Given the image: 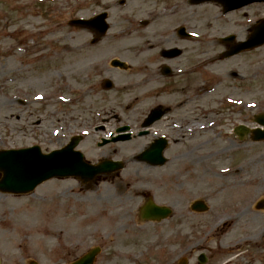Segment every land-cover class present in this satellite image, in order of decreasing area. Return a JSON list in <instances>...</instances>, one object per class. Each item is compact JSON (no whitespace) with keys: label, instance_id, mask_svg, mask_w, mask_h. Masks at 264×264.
<instances>
[{"label":"rangeland","instance_id":"1","mask_svg":"<svg viewBox=\"0 0 264 264\" xmlns=\"http://www.w3.org/2000/svg\"><path fill=\"white\" fill-rule=\"evenodd\" d=\"M55 1V10L46 8L45 3L22 12L20 0H0V149L38 145L43 152H49L57 148L72 134L69 130L74 129H66V133L60 129L59 134L53 137L54 126L68 120L71 112L74 118L89 116L85 120L98 126L97 131L92 132L80 146L82 150L91 151L87 158L93 161L104 156L121 158L127 161L128 169H141L139 178L145 177L149 173L144 170L149 167L136 164L132 157L148 142L149 137L101 148L96 147V142L98 135L104 136L102 133L113 129L118 122L129 120L135 126L139 125L149 106L163 104L170 108L167 120L175 122L171 135L173 143L166 151L171 162L160 168L159 173L172 172V194L182 190L188 199L206 197L209 210L202 216V222L206 224L207 231L212 229L226 234L229 224L240 211L232 208L228 213L227 210L220 212V209L227 208L229 202L234 203V175L239 172L242 174L240 178H244L247 170L253 173L255 169L264 168V142L242 146L234 142L230 134L235 124L231 111L234 112V121L247 113L264 112V45L229 60H219L216 56L224 47L216 41L229 34H234L238 40L244 39L246 23L264 15V7L249 9L246 13L242 10L222 14L215 4L192 6L187 0H125L123 5L118 4L120 0ZM31 3L33 0H26L24 6ZM104 9L109 12L110 27L105 38L93 47H88V33L72 30L65 24L69 18L89 17ZM47 11L52 13L48 17ZM5 12L14 13L10 14V20L4 17ZM51 18L57 20V26H52L55 22L49 21ZM142 20L148 21V27L139 25ZM165 22L168 24L165 25ZM165 26L169 37L164 32ZM178 26H184L196 35L195 39H179L175 34ZM44 28L46 39L43 35L40 41L57 42V51L53 45H39L38 41L35 42L37 51L32 48L34 38L28 33L35 34ZM15 30L21 32L7 37V33ZM20 38L26 40L31 51L29 49L24 53V47L15 49ZM113 57L133 65L132 71L109 70L107 62ZM163 62L173 71L168 77H162L153 70ZM95 67L99 68V73L94 77ZM84 70L89 73V81L109 77L115 87L95 93L89 104L81 106L85 111L75 112V103L67 105L70 94H67L66 87L77 73ZM182 73L187 74L178 75ZM201 79L204 84L200 83ZM155 80L166 85L147 90V83ZM215 80L218 85L212 98L204 95L200 99L198 96L203 93L200 90L193 92L197 86L205 88L216 84ZM185 89L189 90L182 94ZM128 105L134 110L128 109ZM195 105L214 112L212 115L202 114ZM113 106L119 111L120 107L127 110L113 117L112 111H108ZM93 110L97 111L91 113ZM211 118L218 122H213L214 129L209 131L204 124ZM189 127L194 128L190 130ZM173 153H180V159H172ZM178 169L181 172L180 186L176 185L177 179L173 175ZM247 185L252 188L249 187L251 193L256 189L249 183ZM90 188L85 192L76 188L73 181L53 179L22 197L0 194V254L5 257L31 254L40 257V260L46 256L51 260L54 236L61 237L60 233L64 232V240L61 237L59 241L63 242L62 248H66L67 233L75 231L83 221L91 218L95 221L81 226L90 233L91 243L99 233L105 236L103 239L117 238L106 246L102 254L108 257V253L116 252L120 256L112 258L109 264H164L167 260L163 247L164 224L137 226L131 212V218L124 223L105 217L96 220L106 194V185ZM159 193L160 199L156 202L162 203L165 192L161 190ZM257 194L258 189L251 199ZM83 206L84 213L81 211ZM130 206L134 210L139 204L135 199ZM221 220L225 222L222 227H217ZM119 227L129 229V236L124 237L117 229ZM144 236L149 238L143 240ZM217 240L202 235L201 243L214 247ZM154 244L153 250L147 249ZM71 253V249L60 251L57 259L64 260ZM132 255L135 256L134 262L125 260Z\"/></svg>","mask_w":264,"mask_h":264},{"label":"flooded vegetation","instance_id":"2","mask_svg":"<svg viewBox=\"0 0 264 264\" xmlns=\"http://www.w3.org/2000/svg\"><path fill=\"white\" fill-rule=\"evenodd\" d=\"M264 4L254 3L247 7L251 8H262ZM249 26V25H248ZM247 26L245 35L248 34L249 27ZM164 117L166 116L163 111ZM68 126V125H66ZM65 126V127H66ZM74 127H79L78 124L72 125ZM169 126L164 124L160 126L159 123L155 124L151 130L165 132L168 131ZM78 129H74V131ZM70 131V130H69ZM156 137V136H155ZM179 157V155H175ZM153 169L149 173L151 178L146 181H154L161 179V176L157 175ZM260 173H248L246 177L247 183L259 187L261 189V194L259 198L264 197V168L259 170ZM168 179L171 178L172 172H168ZM174 177L177 179V186H180L179 180L181 178L180 170L173 172ZM136 182H142L143 179L139 178L135 180ZM97 182H106L113 185L112 189L105 191V211L110 214H114L115 221L124 223L130 218V201L134 199H146L150 197V193L145 189V185H140L143 190L130 191L128 189L127 178L126 181L121 176L97 179ZM96 182V183H97ZM172 183L166 185L165 190V204L169 206L171 210V217L166 220L173 222V227L167 232L169 236L166 241V252L168 255V264H176L178 260L184 259L188 261V264H201L200 261H205L204 264H264V210H256L253 207L254 203H248L244 206L238 213H236L234 220L230 223L231 228L229 243L226 248L215 246L211 247L209 245H203L201 243L202 232L195 231L191 232V226L189 225V232L184 230V223L187 219H194L196 215L190 211L189 204L186 203L184 199V194L182 190L172 193ZM248 198V195H244L240 202H244ZM189 214L192 217H188ZM198 219H200V214H197ZM136 218V216H135ZM200 220H198L199 223ZM197 223V225H198ZM236 224H238V231H236ZM189 235V237H188ZM87 233H69V238L67 241L66 248H62V242L60 238H55L54 249L52 250L51 260L46 264H63L74 260L78 257L85 249L83 248L87 243ZM191 240L189 245L187 240ZM218 244V243H217ZM193 246V248H192ZM83 248V249H81ZM71 249L72 253L69 254L66 259L58 260L57 253L64 252ZM118 256L115 255V258ZM27 259L22 256L21 258H12L9 260H0V264H27ZM126 260V259H125ZM127 261L133 262L132 259H127ZM97 262V260H96ZM98 264H107L108 261H102L100 259ZM122 264V262L120 263Z\"/></svg>","mask_w":264,"mask_h":264},{"label":"water","instance_id":"3","mask_svg":"<svg viewBox=\"0 0 264 264\" xmlns=\"http://www.w3.org/2000/svg\"><path fill=\"white\" fill-rule=\"evenodd\" d=\"M255 1L260 0H190V3L217 2L226 12ZM104 17L105 15L102 14L89 21L73 20L70 24L80 28L91 27L100 37L107 28V25L103 22ZM232 40V37L224 39L225 42ZM263 43L264 20H261L253 26L247 41L231 46L223 56H230ZM114 64L121 65L118 62H114ZM257 122L264 125V116L258 118ZM237 133L240 134L241 132L237 131ZM252 133H254V140L264 139V131H253ZM74 145L73 143L59 151H52L48 154H42L38 146L0 151V191L11 194H25L33 191L38 184L52 177L76 176L87 180L92 178L95 173L104 171L105 168L108 170L121 167L119 163L114 162H106L95 167L89 166L83 162L82 155L79 152L73 151ZM143 158L149 160V155L143 156ZM86 259L78 264H89L88 258Z\"/></svg>","mask_w":264,"mask_h":264}]
</instances>
